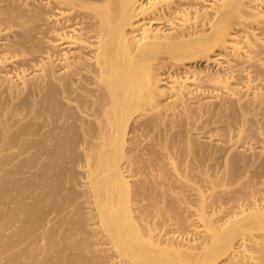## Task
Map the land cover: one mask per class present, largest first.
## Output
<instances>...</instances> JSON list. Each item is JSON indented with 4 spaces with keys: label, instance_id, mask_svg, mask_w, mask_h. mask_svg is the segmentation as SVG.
<instances>
[{
    "label": "bare ground",
    "instance_id": "obj_1",
    "mask_svg": "<svg viewBox=\"0 0 264 264\" xmlns=\"http://www.w3.org/2000/svg\"><path fill=\"white\" fill-rule=\"evenodd\" d=\"M0 264H264V0H0Z\"/></svg>",
    "mask_w": 264,
    "mask_h": 264
}]
</instances>
